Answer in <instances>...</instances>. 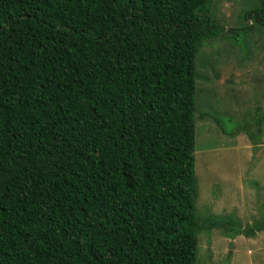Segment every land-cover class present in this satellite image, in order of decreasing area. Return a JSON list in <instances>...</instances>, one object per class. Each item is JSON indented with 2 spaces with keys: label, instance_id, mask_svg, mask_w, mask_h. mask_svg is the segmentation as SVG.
Returning <instances> with one entry per match:
<instances>
[{
  "label": "trees",
  "instance_id": "obj_1",
  "mask_svg": "<svg viewBox=\"0 0 264 264\" xmlns=\"http://www.w3.org/2000/svg\"><path fill=\"white\" fill-rule=\"evenodd\" d=\"M208 11L0 0V264H198L195 58L221 29ZM251 14L264 25V0ZM223 113L196 117L257 145L264 107L231 134Z\"/></svg>",
  "mask_w": 264,
  "mask_h": 264
},
{
  "label": "rangeland",
  "instance_id": "obj_2",
  "mask_svg": "<svg viewBox=\"0 0 264 264\" xmlns=\"http://www.w3.org/2000/svg\"><path fill=\"white\" fill-rule=\"evenodd\" d=\"M261 0H208V16L221 29L196 53L195 178L198 264H264V124L256 146L240 132L227 135L199 112L223 113L230 134L264 107V25L249 12ZM234 123V125H233ZM208 215L232 227L256 229L230 238L207 228Z\"/></svg>",
  "mask_w": 264,
  "mask_h": 264
}]
</instances>
